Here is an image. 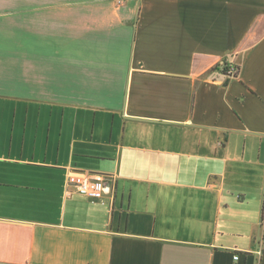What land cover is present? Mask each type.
Segmentation results:
<instances>
[{"label":"crops","instance_id":"obj_1","mask_svg":"<svg viewBox=\"0 0 264 264\" xmlns=\"http://www.w3.org/2000/svg\"><path fill=\"white\" fill-rule=\"evenodd\" d=\"M0 264H264V0H0Z\"/></svg>","mask_w":264,"mask_h":264},{"label":"built area","instance_id":"obj_2","mask_svg":"<svg viewBox=\"0 0 264 264\" xmlns=\"http://www.w3.org/2000/svg\"><path fill=\"white\" fill-rule=\"evenodd\" d=\"M238 72V67L234 64H229L228 75L234 76ZM67 189L68 193H77L92 199H101L106 193V183L103 178L89 175L86 173L72 172L68 176ZM70 187L72 189H70ZM235 259L239 258L236 254Z\"/></svg>","mask_w":264,"mask_h":264},{"label":"rangeland","instance_id":"obj_3","mask_svg":"<svg viewBox=\"0 0 264 264\" xmlns=\"http://www.w3.org/2000/svg\"><path fill=\"white\" fill-rule=\"evenodd\" d=\"M14 36L15 35H13V37ZM13 39L14 38H11V40H10L11 43L9 42V44L7 45L8 46L7 48H9L12 53H14V50L16 52L15 40H13ZM25 48H23V56L22 57H20V51H19V54L16 57L14 55L6 57L7 64L14 66V64H13L14 61H12V60L16 59L17 62H16V67L15 68L17 69V71L20 72V69L23 67L24 70H25L24 74H31V70H32V66L34 65V62H29L31 58L27 55L28 48H26V49ZM62 92H63V89H58V88L56 89L57 96H62L63 95Z\"/></svg>","mask_w":264,"mask_h":264},{"label":"trees","instance_id":"obj_4","mask_svg":"<svg viewBox=\"0 0 264 264\" xmlns=\"http://www.w3.org/2000/svg\"><path fill=\"white\" fill-rule=\"evenodd\" d=\"M220 66L222 67V71L223 73H227L228 69H229V63L227 60H225L222 64H220Z\"/></svg>","mask_w":264,"mask_h":264}]
</instances>
